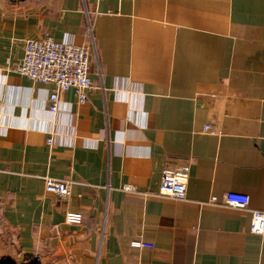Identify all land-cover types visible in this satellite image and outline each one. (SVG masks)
Segmentation results:
<instances>
[{
  "label": "crops",
  "instance_id": "crops-1",
  "mask_svg": "<svg viewBox=\"0 0 264 264\" xmlns=\"http://www.w3.org/2000/svg\"><path fill=\"white\" fill-rule=\"evenodd\" d=\"M46 36L95 47L97 88L84 103L64 92L56 113L53 86L15 71L25 41ZM165 170L186 200L157 196ZM47 178L72 181L70 197ZM252 211L264 0H0V264H264Z\"/></svg>",
  "mask_w": 264,
  "mask_h": 264
},
{
  "label": "built area",
  "instance_id": "built-area-1",
  "mask_svg": "<svg viewBox=\"0 0 264 264\" xmlns=\"http://www.w3.org/2000/svg\"><path fill=\"white\" fill-rule=\"evenodd\" d=\"M95 53L94 45L79 46L74 42H58L51 36L42 39H29L24 44V57L16 65L15 71L31 81L52 85L53 90L49 96L48 109L52 113L59 110L61 95L73 90L80 103L88 99V92L95 87L91 74L92 55ZM73 182L70 180L46 179V191L60 199H68L72 192ZM132 191L131 187L125 188ZM187 182L180 179L178 174L165 170L162 187L157 196L174 200L187 199ZM215 199L211 200L214 203ZM226 205L246 209L249 207L250 198L241 193L228 192L225 195ZM65 221L70 225H79L83 222L80 212H68ZM250 231L254 234H264V212L252 211ZM136 248H152L153 245L135 241Z\"/></svg>",
  "mask_w": 264,
  "mask_h": 264
},
{
  "label": "trees",
  "instance_id": "trees-1",
  "mask_svg": "<svg viewBox=\"0 0 264 264\" xmlns=\"http://www.w3.org/2000/svg\"><path fill=\"white\" fill-rule=\"evenodd\" d=\"M2 264H17V263L14 261H8V262H2Z\"/></svg>",
  "mask_w": 264,
  "mask_h": 264
}]
</instances>
